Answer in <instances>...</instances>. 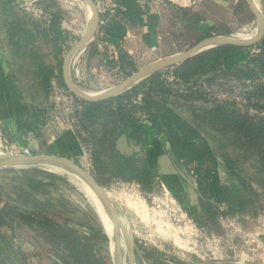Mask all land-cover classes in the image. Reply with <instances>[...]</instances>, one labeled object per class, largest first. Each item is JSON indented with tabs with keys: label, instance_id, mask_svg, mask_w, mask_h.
<instances>
[{
	"label": "trees",
	"instance_id": "trees-1",
	"mask_svg": "<svg viewBox=\"0 0 264 264\" xmlns=\"http://www.w3.org/2000/svg\"><path fill=\"white\" fill-rule=\"evenodd\" d=\"M231 1H235L236 8L232 3L228 6L232 10L228 28L222 29L224 25L216 20L212 33L229 34L242 26L255 25L244 0ZM184 11L192 20L204 17L197 7H186ZM58 12L52 10V21L41 27L14 0H0V17L9 50L6 81L19 132L40 133L53 69L58 71L63 84L61 59L74 38L53 21ZM233 47L236 46L224 44L203 50L150 74L111 98L85 102L78 125L88 149L90 173L99 185L105 187L120 179L139 184L147 193L154 190L158 175L140 160V151L125 153L116 146L117 139L124 135L142 147L144 121L148 120L165 136L195 179L199 206H193L189 215L197 226H221L224 218L264 214V51L226 67L222 57ZM86 56L88 65L104 61L110 69L117 68V73L129 72L119 50L116 58L109 59L96 40L87 44ZM170 76L172 79L168 80ZM232 84L240 88V99L237 95L213 93L212 85L225 90L232 88ZM137 96L139 102L135 101ZM218 168L225 173V179L220 184L221 201L215 202L209 193V182ZM28 184L35 189L45 182L38 178L28 180ZM8 212L19 214L33 228H43L42 233L54 244V251L73 264H105V257L95 252L99 236H104L99 230L90 227V233L79 234L66 223L37 212H17L13 207L8 211L0 207V228ZM11 245L0 230V262L1 259L15 262ZM147 252L157 251L143 249V253Z\"/></svg>",
	"mask_w": 264,
	"mask_h": 264
},
{
	"label": "rangeland",
	"instance_id": "rangeland-1",
	"mask_svg": "<svg viewBox=\"0 0 264 264\" xmlns=\"http://www.w3.org/2000/svg\"><path fill=\"white\" fill-rule=\"evenodd\" d=\"M58 2V0H42L40 4L53 11H65ZM259 4L264 10V0H259ZM69 10L73 11V15L71 16L65 12L64 16L70 21L71 29L75 31L82 30V26H86L87 23L85 10L76 6ZM254 26H242L233 34L249 35L254 31ZM78 37L79 34L75 36V40ZM1 42L4 41L0 40ZM119 49L120 47L117 49V53ZM100 50L108 56L111 49L101 42ZM65 51L66 49H64ZM5 52L8 59V48ZM84 61L85 64L88 63L86 53L84 54ZM85 64L82 67L85 75L84 81L75 83L87 91L105 88L135 70V67H133L126 70L129 72L121 73L118 71L117 73V68L110 69V66L105 65L102 61L97 70L92 72ZM139 66L141 65L139 64ZM212 86L213 93L217 95H237L238 98L240 97L238 95L240 88L236 84H232V88H226L225 90L218 85ZM8 111L6 100L1 96L0 151L6 154H9L10 150H13V153H49L48 148L51 143L46 142L44 132L40 131L38 135H35L23 131L20 137L21 143L12 140L7 135L6 128L1 124V119L2 117L8 119ZM77 129H80V127L77 128L75 124L73 125V131L65 132L69 133L70 136L73 133L86 150L83 136ZM59 132L58 129L51 127V131L46 134L47 136L49 134L57 136ZM5 145L6 148H4ZM67 153L63 152L61 155L76 161L90 172L89 165H86L89 162V155L86 158L84 154L81 156H67ZM19 170L20 174L12 168L0 167L1 209L8 211L9 208L13 207L17 212L18 210L37 212L74 227L79 234L90 233V227L99 230V234H104V238L99 236V243L95 249L96 255H103L105 264H114L115 258L111 251L105 224L102 222L101 215L97 211L94 202L83 189L79 180L62 169L46 165L24 166ZM38 178H41L45 184L32 189V186L28 184V180ZM157 181L156 177L155 187L151 193L143 191L132 181L127 182L120 179L112 180L108 186H105L111 194L116 215L130 240L129 250L132 258H130V253L125 248V241L120 236L123 264H178L175 260L187 264L184 257L189 253L191 254L192 250L205 252L208 249L212 251L218 249L215 257L206 258L204 261L196 258L197 263L194 262L193 264H264V214L261 213L254 217L244 216L241 218L234 216L233 218H224L221 220V226L203 227V230L195 233L187 225L184 227L183 221H176V218H179L180 215L173 212V206L167 202ZM191 202H193V206H199L197 198L192 199L191 197ZM32 204H37L38 207ZM1 221V233L12 244L15 262L13 260L6 262L1 259L0 264H73L65 256L54 251L55 246L49 242L45 233H42L43 228H33L15 212H8ZM177 226H180L181 232L177 231L175 234L174 230ZM115 242L114 239V249L116 247ZM143 242L147 244L144 245ZM145 246L156 250L162 248L172 254L143 253V247ZM181 259H184V261Z\"/></svg>",
	"mask_w": 264,
	"mask_h": 264
},
{
	"label": "crops",
	"instance_id": "crops-1",
	"mask_svg": "<svg viewBox=\"0 0 264 264\" xmlns=\"http://www.w3.org/2000/svg\"><path fill=\"white\" fill-rule=\"evenodd\" d=\"M118 3L116 2L114 11L99 13V20H102V23L98 22L97 29L103 31L105 39L118 45V48L120 47V59L124 61V65L128 64L126 65L128 70L133 67L136 70L151 61L185 50L206 36L217 35L212 33L216 20L224 25L222 29H227L229 18L232 16L230 13L232 10L228 6L232 3L231 5L236 8L235 1L231 0H196L195 5L189 7L199 8L204 17L200 20H192V16L190 17L184 11L187 6L170 0H124ZM213 10L218 12L213 14ZM0 40L4 41L0 43V95L5 98L9 110L8 119L2 117L1 124L6 128V133L12 140L21 143V132L16 130L6 81L9 64L5 51L8 45L2 20ZM263 40L264 36L255 46L264 51ZM251 47L230 48L222 57L224 66L229 67L235 63L244 62L250 55ZM139 64L141 66L138 67ZM71 135L66 132L60 133L49 146V153L59 156H63L61 155L63 152H68L67 156L84 154V147L73 133ZM143 135L144 145L142 147L134 144L124 135L117 139L116 146L125 153L140 151V160L155 170V174L182 206L189 210L192 209L191 197L198 199L199 194L195 179L194 183H190L178 172L166 154L170 146L162 133L147 124ZM224 179L225 173L221 169L218 168L213 172L209 182V193L215 202L221 201L220 184Z\"/></svg>",
	"mask_w": 264,
	"mask_h": 264
},
{
	"label": "water",
	"instance_id": "water-1",
	"mask_svg": "<svg viewBox=\"0 0 264 264\" xmlns=\"http://www.w3.org/2000/svg\"><path fill=\"white\" fill-rule=\"evenodd\" d=\"M14 1L32 2L37 0ZM83 1L90 9L89 18H87L86 26L84 27V30L82 31L80 36L68 47V49L63 54L60 69L63 85L72 95L84 102H97L111 98L125 91L126 89H129L150 74L168 67H172L185 60L186 58L191 57L203 50L224 44L243 47L255 46L264 36V10L261 8L257 0H244L248 9L252 12L255 20L254 31L247 37H237L236 34L233 33L206 36L198 40L196 43L185 50L175 52L165 57H161L137 68L118 82L106 88L96 91H87L80 88L75 83L69 71V64L72 55L87 44V42L95 34L98 27L99 13L97 11L94 0ZM167 155L173 165L177 168L178 172L188 182L194 183V177L191 171L188 170L185 164L177 157V155L171 148L168 149ZM38 165L60 168L68 173L80 177L96 195V198L98 199L102 209L112 218L115 223H117L122 229H124L114 210L111 196H109L110 192L105 187L99 185L92 174L81 164L76 163L67 157L54 155L52 153H4L3 156H0V167L12 168L16 170L18 174H20L19 168L21 167ZM115 243L117 245V238ZM113 255L115 258L114 264H123V254L119 250V248H117V252L113 253ZM130 258H132L131 253Z\"/></svg>",
	"mask_w": 264,
	"mask_h": 264
},
{
	"label": "built area",
	"instance_id": "built-area-1",
	"mask_svg": "<svg viewBox=\"0 0 264 264\" xmlns=\"http://www.w3.org/2000/svg\"><path fill=\"white\" fill-rule=\"evenodd\" d=\"M59 5L65 9V11L59 10V12L56 15V18L53 19V21L57 22L61 29L67 31L69 35H71L74 40L70 42V45L75 41V36L77 34L82 33L85 26H82V30H72L69 22L65 16L64 13L67 12L71 16L73 15V11H70L69 9L73 6L79 7L80 9L85 10L86 14V7L83 0H58ZM179 3L183 6H193L196 3V0H170ZM17 3V7L26 13L31 20L38 23L41 27H46L51 21H52V9L45 7L41 5L40 3L36 1L32 2H19L15 1ZM96 8L98 13H104L106 11H114L116 3L114 0H94ZM83 10V11H84ZM87 16V14H86ZM100 23H102V20H99ZM254 29V28H253ZM93 40L97 41V46L100 49V43L102 42L106 47L108 46L111 50L109 51L108 58L113 59L116 58L117 55V49L118 45L112 43L111 41H108L104 38V33L102 30L97 29L93 37L87 42V44ZM87 44L83 46L81 49L76 51L70 60L69 64V71L70 74L75 82L81 83L85 79L84 71L82 69L83 64H85L84 61V54L86 53ZM128 52H131L130 49H127ZM259 51V48L256 46H252L250 49V54L256 53ZM92 72L97 70L99 67L98 65H88L85 64ZM172 76L168 77V80H171ZM112 85V84H111ZM110 86V85H108ZM107 86V87H108ZM106 88V87H105ZM103 89V88H102ZM136 102L140 101V96H137ZM85 102L79 100L74 95H72L66 87L60 82L58 71L56 69H53L50 77H49V85H48V103L47 107L43 116V123L41 124L40 131L44 132L45 134V140L47 143H52L56 137V135L49 134L47 136L46 133H49L51 131V127L58 129L60 133L65 131H73V125L76 124L77 128L79 127L78 121L80 117V112L84 108ZM143 118L146 117V115H141ZM62 119V120H61ZM145 125H150V122L148 120L144 121ZM78 132L83 134L81 129H77ZM56 136V137H55ZM5 141V139H3ZM6 142V141H5ZM6 148V145L4 146ZM26 150V148H25ZM15 151V150H14ZM88 149L84 150V156L86 157L89 155L87 153ZM9 154H16V152L13 153V150H10L8 152ZM87 158V157H86ZM85 158V160H86ZM86 165H89V162H87ZM158 184L160 185L161 191L163 195H165L167 202L173 206V212L179 214V218H176L177 220L183 221L184 227H187L194 231L195 233L200 232L203 230V227H199L196 225V223L192 220V218L189 215V209L182 206L177 198L174 196V194L169 190V188L163 183V181L157 177ZM135 183V182H132ZM137 184V183H136ZM139 186V184H137ZM177 231L180 233V226L176 227V230H174L175 234ZM192 234V232H191ZM141 243V242H140ZM144 245L147 244L143 242ZM145 251H150L152 249L151 247L148 248L147 246L143 247ZM156 253H163L166 255H171L172 253H168L165 249H157ZM217 251L212 250H206L205 252H199L197 250H192V253L188 254L185 258L186 263H197V260L204 261L206 258H214ZM197 258V260H196ZM184 261V259H181ZM176 262H181L179 260H175ZM184 264V263H183Z\"/></svg>",
	"mask_w": 264,
	"mask_h": 264
},
{
	"label": "bare ground",
	"instance_id": "bare-ground-1",
	"mask_svg": "<svg viewBox=\"0 0 264 264\" xmlns=\"http://www.w3.org/2000/svg\"><path fill=\"white\" fill-rule=\"evenodd\" d=\"M257 1L259 2V0H257ZM85 7H86L87 18H89L90 9H89V7L86 4H85ZM240 34L241 33H238V34H236V36L237 37H247L248 36V34H244V35L243 34L240 35ZM0 97H1V95H0ZM3 154L4 153L2 151H0V156H3ZM53 168H56V167H53ZM57 169H60V168H57ZM71 175H73L77 180H79V182L81 183L83 189L86 191V193L92 199V201L94 202V204L96 206L97 211L101 215L102 222L105 224V229L107 231V235H108L109 240H110L109 244L111 245V249H112L111 251L113 253H116L117 252V248H119V250L122 249L121 243H120V236H121L122 239L125 241V248L127 249L128 253H129L130 252V250H129V246H130L129 242H130V240L127 237V234H126L125 230L122 229L117 223H115L112 220V218L102 209L98 199L96 198V195L92 192V190L88 187V185L80 177H77L74 174H71ZM109 196H111V194H109ZM116 238H117V245H116V247L114 249V239L116 240Z\"/></svg>",
	"mask_w": 264,
	"mask_h": 264
}]
</instances>
